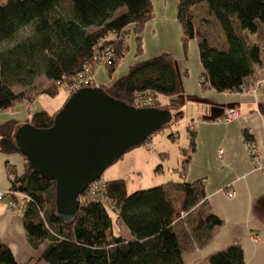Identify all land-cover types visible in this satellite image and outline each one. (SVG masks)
<instances>
[{
  "label": "trees",
  "instance_id": "obj_1",
  "mask_svg": "<svg viewBox=\"0 0 264 264\" xmlns=\"http://www.w3.org/2000/svg\"><path fill=\"white\" fill-rule=\"evenodd\" d=\"M176 4L184 54L187 41L194 38L190 8L195 5H206L226 43L225 50H218L209 47L204 38L198 39L202 89L241 91L254 68L261 65L260 49L252 36L256 22L264 25V0H176ZM150 12L149 0H6L0 4V112L19 103L31 104L37 95L57 96L60 86L56 83L72 81L90 65L93 54L106 47L112 51L113 60L104 67L112 76L127 50L129 33L134 37L135 53L140 54V35ZM25 27H30L28 36L2 47ZM95 67H89L86 88L96 87L91 80ZM38 77H43L47 86L35 91L31 86ZM15 87L22 90L15 92ZM96 88L128 106H132L137 93L165 98L180 93L174 62L167 54L133 64L111 85ZM148 108L168 110V105L156 100ZM52 118L39 111L29 116L27 124L47 129ZM186 134L188 145L181 149L178 169L172 170L180 181L168 180L132 193H127L121 179L104 182L103 198L85 190L69 220L56 215L54 182L29 170L13 138L1 136L0 152L23 159L20 171L13 165H7L6 171L15 177L13 183H8L10 199L22 196L26 200L20 218L25 241L32 250L45 245L38 258L24 264H183L185 241L192 238L196 245L203 246L212 230L221 225L206 208L193 220L184 219L195 208L204 207L205 197L201 180L183 181L195 148L192 126ZM243 136L250 140L246 132ZM168 138L173 140L174 136L169 134ZM154 172L161 173V167L156 166ZM109 212L127 230L128 238L112 233ZM0 264H18L1 241ZM207 264H243L241 247L232 244L212 255Z\"/></svg>",
  "mask_w": 264,
  "mask_h": 264
},
{
  "label": "crops",
  "instance_id": "obj_2",
  "mask_svg": "<svg viewBox=\"0 0 264 264\" xmlns=\"http://www.w3.org/2000/svg\"><path fill=\"white\" fill-rule=\"evenodd\" d=\"M149 2L150 19L144 24L140 35V54L135 53L133 37L132 47L127 44V50L117 62L112 76L107 75L104 67L96 66L92 70V83L109 86L124 76L133 64L157 55L171 56L180 93L164 97L168 103L165 101L162 105H168L171 114L168 127L174 123H184L186 132L192 126L195 142L183 181H202L204 208L221 222L219 227L212 230L205 245H196L192 238L185 241L182 263L207 264L212 255L238 244L242 250L243 264H264V172L254 169L245 149L246 142H252L264 164V25L256 22V32L252 36L260 49V67L254 68L252 77L241 91L218 93L201 87L203 71L198 60V39L204 38L211 48L226 49L223 34L208 14L206 5L190 8L194 38L187 41L184 54L182 29L176 19L177 4L172 12L168 8V0ZM202 20L209 22L200 25ZM31 108V105L22 103L0 112V137L13 138L16 130L28 123ZM225 109H235L238 118L223 122L221 119ZM244 132L250 137L249 141L244 139ZM172 135L174 140L177 135ZM187 145L188 141L181 149ZM218 150L221 152L219 157ZM179 154L177 167L168 169L169 175L176 177L177 182L180 179L172 170L179 167L182 160L181 152ZM7 165H20V170L23 159L17 154L5 155L0 152V192H5L9 186L6 180ZM227 192L231 193L230 198L226 197ZM16 198L14 209L8 208L7 197L0 200V241L9 249L16 263L24 264L30 258H38L45 245L38 250H32L27 245L20 221L22 209L17 211ZM120 231L122 234H113L128 238L125 228Z\"/></svg>",
  "mask_w": 264,
  "mask_h": 264
},
{
  "label": "water",
  "instance_id": "obj_3",
  "mask_svg": "<svg viewBox=\"0 0 264 264\" xmlns=\"http://www.w3.org/2000/svg\"><path fill=\"white\" fill-rule=\"evenodd\" d=\"M170 120L168 110L134 108L85 87L68 96L49 128L23 124L13 142L29 170L54 182L56 215L69 220L104 169Z\"/></svg>",
  "mask_w": 264,
  "mask_h": 264
},
{
  "label": "rangeland",
  "instance_id": "obj_4",
  "mask_svg": "<svg viewBox=\"0 0 264 264\" xmlns=\"http://www.w3.org/2000/svg\"><path fill=\"white\" fill-rule=\"evenodd\" d=\"M6 0H0V4H3ZM176 5V0H168V8L174 12ZM207 23L209 21L202 20L200 25L203 23ZM211 27V26H210ZM30 32V27H25L18 32V34L13 38L12 41L6 42L2 47H7L14 42L20 40L22 37L28 36ZM133 43V34L129 33L127 35V44L132 47ZM98 68H103L101 64L97 65ZM105 68V67H104ZM106 70V69H105ZM47 86L46 81L43 77H38L32 83V88L35 91ZM97 87V84L95 85ZM85 88V87H83ZM22 90L19 87L13 88V91L18 92ZM33 90V89H32ZM33 90V91H34ZM70 93L62 86L58 88L57 96L51 98L45 95H37L31 104L30 109L31 114L34 111H45L48 115L54 116L57 111L62 107ZM159 104H163L164 97L156 96L154 97ZM132 99V104H133ZM168 103V102H167ZM22 104V103H19ZM16 104L15 106L19 105ZM13 106V107H15ZM12 107V108H13ZM184 123H174L171 127H166L161 130H158L154 134L150 135V139L147 140L136 148L131 149L127 153H124L118 160H116L112 165L108 166L103 170L100 177L98 178V182L104 183L111 180L121 179L125 182V187L127 193H132L138 190H145L155 187L161 183H165L168 179L177 182L176 177H172L168 173V169H172L177 167V163L180 159L181 148L186 146V132L184 129ZM177 135L174 140L168 138L169 134ZM162 140V142H160ZM176 145V146H174ZM160 166L162 172H154L156 166ZM18 166L16 165V169L18 170ZM17 211L20 209H24L26 204V200L23 197L17 196ZM204 213V207H197L192 211L189 217V220H193L198 213ZM109 216L111 218V230L115 235L122 234L124 227L118 223L115 219V216L112 212H109Z\"/></svg>",
  "mask_w": 264,
  "mask_h": 264
},
{
  "label": "built area",
  "instance_id": "obj_5",
  "mask_svg": "<svg viewBox=\"0 0 264 264\" xmlns=\"http://www.w3.org/2000/svg\"><path fill=\"white\" fill-rule=\"evenodd\" d=\"M125 41V40H124ZM113 60V54L112 51L109 48H104L99 52H95L90 60V65L85 67L81 72L75 75L72 81L68 83H56L58 86H62L64 90L68 91L70 94L85 87L90 82V75H89V67L91 65H110ZM151 93L145 92V93H137L134 95L133 98V104L132 106L134 108H148L149 106L153 105L156 102V99L154 98ZM238 118V112L235 109H225L222 114V121L228 122L231 120H234ZM245 149L248 155V158L250 159L253 167L257 171L264 172V164L261 162V158L259 156V153L255 147V145L252 142H246ZM221 152L217 151V157ZM20 171V170H18ZM15 177L13 174H7L6 180L9 184L13 183ZM86 191L91 196H98L103 198L104 193V185L98 181H94L90 183ZM10 193L6 190L5 192H0V200L4 197H7L9 199L7 206L9 209L15 208V203L13 200L10 199ZM226 197L230 198L231 193L227 192Z\"/></svg>",
  "mask_w": 264,
  "mask_h": 264
}]
</instances>
